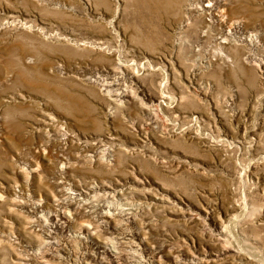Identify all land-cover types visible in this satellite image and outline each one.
Returning a JSON list of instances; mask_svg holds the SVG:
<instances>
[{
    "label": "rangeland",
    "instance_id": "1",
    "mask_svg": "<svg viewBox=\"0 0 264 264\" xmlns=\"http://www.w3.org/2000/svg\"><path fill=\"white\" fill-rule=\"evenodd\" d=\"M163 196L264 264V0H0V264H241Z\"/></svg>",
    "mask_w": 264,
    "mask_h": 264
},
{
    "label": "bare ground",
    "instance_id": "2",
    "mask_svg": "<svg viewBox=\"0 0 264 264\" xmlns=\"http://www.w3.org/2000/svg\"><path fill=\"white\" fill-rule=\"evenodd\" d=\"M160 112L161 111H159V116H160ZM164 134H169V132L168 131H164ZM201 137L202 136L196 131L195 135L191 136V140L192 141H194V140L196 141V140L200 139ZM207 145H208V147H212V145L210 143L207 144ZM160 202L164 203L167 206H169L170 208L178 211L180 213V216H178V217H181L186 223L199 225L200 235L203 236L204 239H209V241H211L212 243H219V244H221V243L223 244L224 243L221 246V249H220V253L223 256H225V257L230 256V258H232L233 260L240 261L241 264H245L246 262L249 261V257L244 253L243 250L235 251L234 248L231 249L229 247L230 244L226 245L227 240H225V239L222 240V238L220 237L221 234H223V233L225 234V231L222 230L220 234H217L218 238L215 239V234L213 233L212 230H210L208 228V222H207L208 219H210V216H211V214L213 212V208H212L211 205H209V204L206 205L205 204L204 206H202L201 208L196 209V210L195 209L185 210L182 207V204H183L182 201H178L177 199H174V198H172L170 196L161 197ZM233 211H236V209H233ZM236 219L237 218L234 217V220L231 222V225L234 226V228L237 225V220L238 219L237 220ZM211 220L217 226H221L226 221L224 218H220V222H217L214 219V217H211ZM111 241L113 242L112 245H113L114 248H117V249L121 250V247L119 246L118 243L114 242L113 239H111ZM123 246H126V245H123ZM44 247H42V249ZM234 247H235V245H234ZM47 248H49V247H47ZM218 257H219L218 255H213V254H209V253H204V254H199V255L192 254L191 256H188L186 258H179L177 264H207V263H210V262H217L218 261ZM140 264H142V263H140Z\"/></svg>",
    "mask_w": 264,
    "mask_h": 264
}]
</instances>
